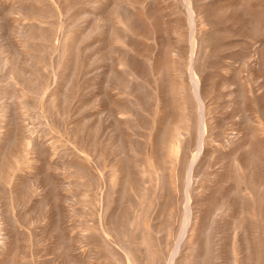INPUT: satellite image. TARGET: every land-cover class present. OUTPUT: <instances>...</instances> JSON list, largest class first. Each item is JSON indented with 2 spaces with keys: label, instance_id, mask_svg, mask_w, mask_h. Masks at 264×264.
Masks as SVG:
<instances>
[{
  "label": "rangeland",
  "instance_id": "obj_1",
  "mask_svg": "<svg viewBox=\"0 0 264 264\" xmlns=\"http://www.w3.org/2000/svg\"><path fill=\"white\" fill-rule=\"evenodd\" d=\"M0 264H264V0H0Z\"/></svg>",
  "mask_w": 264,
  "mask_h": 264
},
{
  "label": "bare ground",
  "instance_id": "obj_2",
  "mask_svg": "<svg viewBox=\"0 0 264 264\" xmlns=\"http://www.w3.org/2000/svg\"><path fill=\"white\" fill-rule=\"evenodd\" d=\"M199 13V12H198ZM193 16H194V14H193ZM213 26V25H212ZM213 30V29H212ZM215 30V29H214ZM212 33H214L213 31H212ZM212 35H214V34H212ZM209 37V36H208ZM214 38V37H213ZM211 39V38H210ZM213 41V40H212ZM201 42V41H200ZM199 42V43H200ZM209 43H210V41H209ZM198 86V85H197ZM263 115V114H262ZM263 117V116H262ZM122 246H123V244H122Z\"/></svg>",
  "mask_w": 264,
  "mask_h": 264
}]
</instances>
